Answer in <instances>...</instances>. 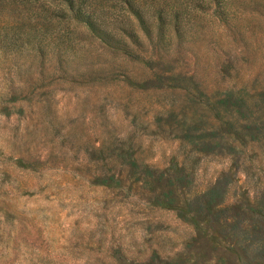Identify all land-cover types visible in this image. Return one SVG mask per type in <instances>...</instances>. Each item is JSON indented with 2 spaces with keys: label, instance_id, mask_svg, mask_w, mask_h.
I'll return each mask as SVG.
<instances>
[{
  "label": "rangeland",
  "instance_id": "rangeland-1",
  "mask_svg": "<svg viewBox=\"0 0 264 264\" xmlns=\"http://www.w3.org/2000/svg\"><path fill=\"white\" fill-rule=\"evenodd\" d=\"M0 264H264V0H0Z\"/></svg>",
  "mask_w": 264,
  "mask_h": 264
}]
</instances>
